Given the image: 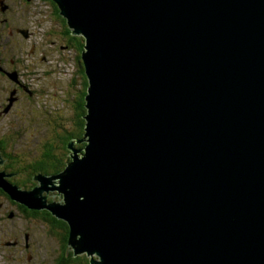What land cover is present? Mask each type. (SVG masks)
I'll use <instances>...</instances> for the list:
<instances>
[{
	"label": "water",
	"instance_id": "95a60500",
	"mask_svg": "<svg viewBox=\"0 0 264 264\" xmlns=\"http://www.w3.org/2000/svg\"><path fill=\"white\" fill-rule=\"evenodd\" d=\"M52 1L84 41L85 147L0 187L91 264H264V0Z\"/></svg>",
	"mask_w": 264,
	"mask_h": 264
},
{
	"label": "rangeland",
	"instance_id": "374dc122",
	"mask_svg": "<svg viewBox=\"0 0 264 264\" xmlns=\"http://www.w3.org/2000/svg\"><path fill=\"white\" fill-rule=\"evenodd\" d=\"M22 7V6H21ZM24 11L28 14L22 16L20 6L16 2V15L24 22L25 28L29 21L28 28L33 30L32 36L26 39L21 38L24 49H30L33 45L36 48V54L33 57L22 56L23 65L30 69L31 61H35L38 71H35L33 77L28 76L31 88H34V101L29 100L30 104L25 107V113L22 117L21 125H18L19 140L15 145L10 146L8 150L18 152L23 158L31 159L38 151L39 144L45 142L53 136V128L55 133H60L61 128L74 130L73 124L75 117L65 101L66 98L77 93V83L73 82L75 66L74 58L76 53L73 50L61 48V41H56L55 30L58 26L54 23V15L48 4L40 3L34 0L29 5H23ZM15 15V17H16ZM52 34V35H50ZM34 65V66H35ZM73 78V79H72ZM72 79V81H71ZM49 123V124H48ZM11 147H13L11 149ZM69 154L71 152L69 151ZM5 173L0 172V175ZM4 176H2L3 178ZM40 186V183L36 184ZM26 190V189H25ZM44 195V194H43ZM52 195H56L53 198ZM57 191H48V203L64 204L63 198L58 197ZM50 196V197H49ZM0 204H7L6 200L0 197ZM15 213L13 207H10ZM5 227L6 232L11 234L17 232L18 241L24 247V235L29 234L28 242L30 250H26V254L19 255L11 248H6V243H0V264H54L59 256V243L56 238L47 234L46 230L38 224H28L18 221L17 217L8 220ZM4 226V223H3ZM1 227V223H0ZM2 230V228H1ZM4 242L11 243L12 240ZM28 243H25L27 247ZM29 248V247H28ZM31 252V258L27 260V254ZM85 253V252H84ZM86 254V253H85ZM90 257V255H88ZM92 259L99 260L97 255H92Z\"/></svg>",
	"mask_w": 264,
	"mask_h": 264
},
{
	"label": "trees",
	"instance_id": "16d2710c",
	"mask_svg": "<svg viewBox=\"0 0 264 264\" xmlns=\"http://www.w3.org/2000/svg\"><path fill=\"white\" fill-rule=\"evenodd\" d=\"M43 3L52 7L54 13V23L58 26L55 30V35L60 38H68V50H73L76 53L74 58V78L73 82L77 83V93L66 98L68 106L71 107L75 120L74 130L62 129L60 133H55L53 128V136L48 138L45 142H41L38 151L31 159L23 158L18 152L8 150L12 145H1V150L9 151L5 155L7 162L0 165V172L7 170L12 175L5 176L4 181L10 185H17L32 190L36 187L37 181L35 177L40 175L51 176L61 173L66 164L71 160L69 156V144L73 142V147H85V143L80 140L84 137L85 133V96L88 88V81L84 74L83 65L81 61V54L83 52L84 41L81 36H74L71 34V29L68 26L67 20L60 15L59 8L52 0H41ZM73 79V78H72ZM71 79V81H72ZM32 101V99H30ZM30 104V103H29ZM49 124V123H48ZM80 142V144H79ZM74 147V148H75ZM13 147H11L12 149ZM2 154V152L0 153ZM14 173H18L17 175ZM44 195H48L45 194ZM0 197L6 201L13 203L15 210H18V219L28 224H38L43 227L47 234L57 239L59 243V256L54 264H91V259L87 254H75L72 247L69 245L70 227L68 223L47 210H37L29 208L19 202L11 200L7 192L0 187ZM50 201V200H47ZM26 235V234H25ZM28 236L26 235L24 241ZM26 254V250L25 253Z\"/></svg>",
	"mask_w": 264,
	"mask_h": 264
},
{
	"label": "flooded vegetation",
	"instance_id": "af4514ba",
	"mask_svg": "<svg viewBox=\"0 0 264 264\" xmlns=\"http://www.w3.org/2000/svg\"><path fill=\"white\" fill-rule=\"evenodd\" d=\"M33 1L34 0H0V146L4 144L9 146L16 144L15 142L19 140V131L17 127L22 123L25 107L29 104L30 99L35 103L34 98L36 91H34V88H31L28 76L33 77V73L38 71V67L35 65V61L32 60L31 64H29L31 68L28 69L23 65L24 61H22V56L24 54L27 58L33 57L37 50L35 46L32 45L30 49H26L25 53L24 44L21 40V38L24 39V37L26 39L28 36L31 37L33 30L28 28L27 24L30 21L29 19L25 28L24 22L26 20L20 19L18 15H16V2L20 6L22 16H25V14L28 13L24 11L23 5H29ZM36 1L43 3L41 0ZM12 8L16 11H12ZM50 8L51 13H54L52 7ZM56 38L57 42L61 41V48L65 50V48L68 47L67 36L63 39L59 36ZM74 147L72 146L73 149L81 152L84 149V146L79 148ZM1 152L0 160L2 163H0V165H3L4 162H7L5 155H7L9 151L1 150ZM3 173H5L4 177L12 175L7 170ZM14 174L17 175L18 173ZM17 187L21 190H29L22 186ZM6 203V205L0 204V243H6L4 245L6 248H11L22 256V254L25 253V250H30V244L28 242L29 234L26 233L28 238L24 242V247L22 248L21 242L18 241L19 235L17 232L11 234L6 232L5 227L7 226V221L4 218L13 220L14 217L16 218L18 216V210L16 211L14 208V206L16 208L17 206L9 201H6ZM10 207H13L16 213ZM17 220L20 221L21 219L19 220L17 217ZM26 235H24V238ZM6 240H12V242H4ZM25 243H28L27 247ZM30 258L31 252L27 254V260Z\"/></svg>",
	"mask_w": 264,
	"mask_h": 264
}]
</instances>
